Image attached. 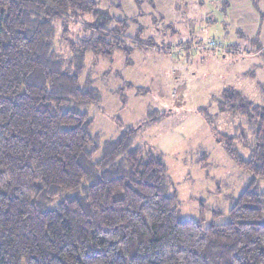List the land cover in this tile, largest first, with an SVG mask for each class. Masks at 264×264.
Listing matches in <instances>:
<instances>
[{
    "label": "trees",
    "instance_id": "16d2710c",
    "mask_svg": "<svg viewBox=\"0 0 264 264\" xmlns=\"http://www.w3.org/2000/svg\"><path fill=\"white\" fill-rule=\"evenodd\" d=\"M98 17L94 0H0V264H264V109L223 91L221 110L247 119L248 159L239 136H217L252 179L227 223L182 220L163 158L135 146L165 115L111 141L92 132L86 56L130 52Z\"/></svg>",
    "mask_w": 264,
    "mask_h": 264
},
{
    "label": "rangeland",
    "instance_id": "374dc122",
    "mask_svg": "<svg viewBox=\"0 0 264 264\" xmlns=\"http://www.w3.org/2000/svg\"><path fill=\"white\" fill-rule=\"evenodd\" d=\"M94 1L99 24L123 27L130 52L86 56L81 82L88 80L101 97L99 106L85 109L92 132L111 141L124 128L165 115L137 132L135 146L163 158L182 220L205 228L227 223L252 175L237 167L218 136H239L236 148L245 160L253 136L245 117L219 104L223 91L232 90L264 109V0ZM84 21L93 28L98 23ZM210 39L239 52L190 49ZM57 48L66 59L67 43ZM188 116L202 126L187 129ZM257 186L264 193V180Z\"/></svg>",
    "mask_w": 264,
    "mask_h": 264
},
{
    "label": "built area",
    "instance_id": "2783aa9c",
    "mask_svg": "<svg viewBox=\"0 0 264 264\" xmlns=\"http://www.w3.org/2000/svg\"><path fill=\"white\" fill-rule=\"evenodd\" d=\"M188 47L184 46L183 49H187ZM192 52H196L198 49L203 50H211L218 55L226 54L230 52V50L223 46V44L215 41L214 39L208 40L204 44H196L190 48Z\"/></svg>",
    "mask_w": 264,
    "mask_h": 264
},
{
    "label": "crops",
    "instance_id": "0c3cea01",
    "mask_svg": "<svg viewBox=\"0 0 264 264\" xmlns=\"http://www.w3.org/2000/svg\"><path fill=\"white\" fill-rule=\"evenodd\" d=\"M224 47L228 48L229 50L232 49V47H234V48L237 49V51H236L235 53H238V52H239V48H238L236 45H228V46H224ZM228 53H232V52H228ZM226 54H227V53H226ZM233 54H234V53H233ZM222 55H224V54H222ZM197 118H198V117H197ZM188 119H189V116H188L187 121H186V124H188V125H187V129H189V130H190L191 128H194L195 126H197V125H199V124H200V126H202V124H203L202 121L200 122V119H199V118L197 119V121H196L195 124L191 123V121H189ZM189 130H188V131H189ZM173 136H175V134L169 135L168 137L170 138V137H173Z\"/></svg>",
    "mask_w": 264,
    "mask_h": 264
}]
</instances>
